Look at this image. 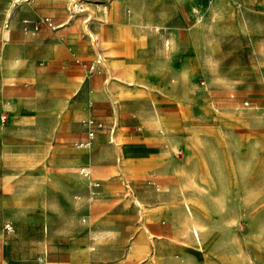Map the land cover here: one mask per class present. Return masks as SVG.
<instances>
[{
  "label": "rangeland",
  "instance_id": "obj_1",
  "mask_svg": "<svg viewBox=\"0 0 264 264\" xmlns=\"http://www.w3.org/2000/svg\"><path fill=\"white\" fill-rule=\"evenodd\" d=\"M112 2L0 0V264H264V0Z\"/></svg>",
  "mask_w": 264,
  "mask_h": 264
},
{
  "label": "crops",
  "instance_id": "obj_2",
  "mask_svg": "<svg viewBox=\"0 0 264 264\" xmlns=\"http://www.w3.org/2000/svg\"><path fill=\"white\" fill-rule=\"evenodd\" d=\"M59 2L58 4H53L51 2ZM68 0H42V3L40 5V10L43 12H52L55 13V5L58 6H65ZM111 3L113 5V10L111 12V17H116V2L117 0H112ZM54 5V6H53ZM54 20H59L58 14L53 15ZM83 28L80 26V29L77 28V25H69V27H66L65 29L57 32L58 35H62L64 38L63 42H57L55 41V38H50L51 40L46 42V40L42 39L39 43L41 46L45 47L48 50L55 51V54H66L67 53V46H73V48H79L77 42L81 39ZM90 118V117H88ZM86 118V119H88Z\"/></svg>",
  "mask_w": 264,
  "mask_h": 264
},
{
  "label": "built area",
  "instance_id": "obj_3",
  "mask_svg": "<svg viewBox=\"0 0 264 264\" xmlns=\"http://www.w3.org/2000/svg\"><path fill=\"white\" fill-rule=\"evenodd\" d=\"M83 125L87 133V141L85 142V145H90L92 140L96 137L97 132L102 129L103 124L100 121H97L95 118L90 117L84 120ZM80 172L81 174L86 175V167H82ZM94 186L98 187V183H95Z\"/></svg>",
  "mask_w": 264,
  "mask_h": 264
},
{
  "label": "bare ground",
  "instance_id": "obj_4",
  "mask_svg": "<svg viewBox=\"0 0 264 264\" xmlns=\"http://www.w3.org/2000/svg\"><path fill=\"white\" fill-rule=\"evenodd\" d=\"M188 208V207H187ZM189 210V209H188Z\"/></svg>",
  "mask_w": 264,
  "mask_h": 264
}]
</instances>
